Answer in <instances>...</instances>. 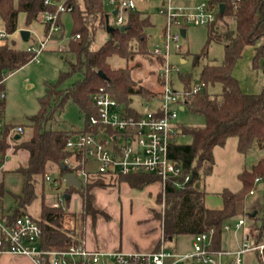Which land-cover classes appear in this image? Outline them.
Instances as JSON below:
<instances>
[{
    "label": "trees",
    "instance_id": "obj_1",
    "mask_svg": "<svg viewBox=\"0 0 264 264\" xmlns=\"http://www.w3.org/2000/svg\"><path fill=\"white\" fill-rule=\"evenodd\" d=\"M45 0H0V17L5 26V32L13 34L18 30L20 12L26 13V24L39 19L40 13L46 8ZM73 5L71 11L74 16V38L70 42L68 52L74 59L65 58L67 68L60 73L58 82H49L46 94L40 98V109L31 117L33 134L24 141L18 142L19 147L26 151L27 159L24 164L16 168L24 178L21 206H28L38 196L37 185L40 179L45 180L48 169L56 165L61 177L74 172L79 167L66 168L62 166L67 158L83 161L80 153L66 148V142L71 131L54 129L48 124L53 122L56 113L61 111L68 101H73L85 113V122L94 113L92 94L100 87L106 86L109 92L120 102L130 105L131 97L139 94L145 97L154 92L143 85L134 83L131 69L114 67L111 58L118 56L132 60L135 53L148 54L163 59L162 55H155L149 49V28L153 25L147 14L126 9L128 16L120 27L109 32V39L98 49H93L97 22L106 27V16L110 14L104 7L103 0H65ZM211 4H225L221 8L216 20L209 24L208 42L217 41L225 46V57L222 63L214 60L205 62L200 71V80L205 83L202 91L191 94L186 99V107L193 113L201 115L205 124L198 127L181 125V134L191 136L190 143H175L171 149L173 157L183 169V178L190 174V181L182 187H177L174 178L166 182L164 192V213L154 216L161 220L166 241L181 234H197L214 229L212 248L222 251L224 224L245 213L246 196L254 190L257 179L264 182V153L251 169L245 168L239 175L242 186L239 190L225 189L222 192V207L212 208L206 204V191L196 185L202 174L212 170L214 163L213 149L223 145L227 138H238V149L247 153L257 147L264 150V88L259 93H248L243 90L239 80L234 75L237 61L243 56L248 46H255L256 53L253 60L255 67L262 66L264 70V0H241L233 3L230 0H211ZM54 9L53 6L50 7ZM144 15V16H142ZM125 26L124 29L121 27ZM49 25H46V32ZM80 35L79 37H76ZM0 44V80L7 77L33 60L34 53L25 48H18L14 40L6 37ZM207 56V51L195 54L193 65L197 66ZM100 71L105 74L103 77ZM80 78L71 87L62 88L63 82L73 75ZM186 88L194 83L191 75L181 76ZM219 86L216 92L213 87ZM148 97V98H149ZM4 111L5 102L0 103ZM0 148L2 154L6 147L3 140ZM124 180L130 187L144 188L158 181V177L150 173H130L119 175L115 179ZM102 179L82 183L79 189L68 185L65 207H53L45 202L41 205V215L36 218L43 228L42 246L46 249L64 250L77 243L75 233L64 228L63 219L67 208L70 210L71 191L76 190L82 202L84 218H93L100 212L94 205L95 195L92 188L101 186ZM4 186L0 182V195ZM24 211L15 209L16 214ZM109 218V215H107ZM257 238H264L263 229H259Z\"/></svg>",
    "mask_w": 264,
    "mask_h": 264
},
{
    "label": "rangeland",
    "instance_id": "obj_2",
    "mask_svg": "<svg viewBox=\"0 0 264 264\" xmlns=\"http://www.w3.org/2000/svg\"><path fill=\"white\" fill-rule=\"evenodd\" d=\"M64 3L65 0H58ZM106 11L110 14V26L120 27L116 24V18L119 14H113L115 5L109 0H103ZM169 1L177 12L178 7H194L202 0H135V11L150 16L152 26L149 28L150 39L149 49H153L154 44H162L166 39L165 32L172 34L180 33L179 44L181 49H177L175 43L172 42L169 47V61L176 65L173 71V82L176 89L182 90L185 84L181 80V76L191 75L193 83L200 80V71L205 62L214 60L222 63L225 57V46L217 41L208 42L209 27L196 24H185L181 19L168 26L169 17L166 12H162L164 5L168 6ZM122 15L127 18L128 11H123ZM144 16V15H142ZM39 16L38 21L26 24V14L22 13L19 22L18 33L15 34L16 42L19 46L27 47L28 42L38 43L40 39L47 36L44 32V24ZM58 23L60 30L52 37L45 49L39 53L37 59L30 61L20 69L11 73L5 82L7 97L5 99L4 119L12 125H23L24 133L18 142L29 139L33 134L31 117L38 113L40 109V98L46 94L47 84L49 82H58L62 70H66L67 64L65 58L74 59L73 55L68 52L70 42L74 36V16L71 11H63L59 15ZM97 30L95 39L92 44L93 49L100 48L110 37L105 26L99 25L97 22ZM186 25V35L181 34V27ZM29 29L31 31V40L26 42L21 39L20 31ZM0 30L5 31L4 23L0 17ZM58 31V30H57ZM264 40L257 43L260 46ZM255 46H248L243 56L237 61L236 69L240 78L248 82L256 79V75L249 74L250 60L253 63L256 51ZM207 51V56L201 60L197 66L193 65V57L195 54ZM181 58L186 61H182ZM114 67H125L127 64L131 69L134 83L143 85L153 92L159 91L161 88V71L164 65V59L155 58L148 54L135 53L132 60H127L115 56L111 58ZM248 64V68H247ZM261 65L256 67L260 68ZM235 69V68H234ZM235 72V70H234ZM235 75V73H234ZM236 76V75H235ZM237 77V76H236ZM80 78L79 74L67 78L62 88L71 87L72 84ZM238 79V78H237ZM241 79V80H242ZM219 86L213 87L211 91L216 92ZM148 97L143 95H133L131 97L130 106L143 111L144 107L150 103ZM157 102H151V107L155 108ZM178 121L186 127H198L205 124V119L201 115L191 112L188 108L179 111ZM85 113L73 101H68L63 109L56 113L53 122L48 125L54 129H62L71 132H78L85 128ZM17 140H6V147L3 154H0V174L4 177L5 186L11 190L19 191L23 187L21 175L15 170L24 164L27 159V153L16 144ZM180 143H190L192 138L190 135L182 134L179 136ZM214 163L212 170L207 174H202L200 181L196 185L202 187L206 191V199L209 206L222 205V192L225 189L237 191L241 188L240 173L245 169H251L262 157L264 150L257 147L243 153L238 149V138L230 136L223 145H217L213 149ZM4 154L6 159H1ZM73 161V160H71ZM94 169L96 167L94 166ZM47 173L53 178L60 177L56 165H52ZM126 182L120 178L103 182L101 186L92 188L95 195L94 205L100 208L98 213V236L107 241L122 239L124 241L140 237V227L146 224L145 215L152 212L164 213L165 209V192L158 181L138 189L126 186ZM68 185L62 182L60 191H66ZM71 191L70 210L67 208L66 216L63 219V226L75 233L76 236H83V227L85 218L82 214V202L79 193L73 188ZM37 198L30 204L28 208L21 206V199L15 197L13 208L23 211L24 207L30 214L35 217L41 215V205L43 202L52 204L58 201L59 192L53 185L46 180L39 178L37 185ZM1 204V202H0ZM245 213L228 220L229 229L224 228L222 246L226 253L222 259L229 262L232 259V252L237 251L243 242L244 235L258 233L259 229L264 231V182H256L253 193H249L245 199ZM105 212V213H104ZM107 213V214H106ZM107 215L110 216L108 224L101 221ZM87 217V216H86ZM102 217V218H101ZM112 217V218H111ZM246 219V226L237 228L235 225L239 219ZM112 219V222L110 221ZM92 216H89L86 222V236H91L93 228ZM110 224V226H109ZM245 228V229H244ZM142 231V230H141ZM244 231V232H243ZM85 238V236L83 237ZM82 238V239H83ZM166 240V238H165ZM261 240H264L262 238ZM182 247L189 249L190 242L186 238L182 242ZM244 264H258L256 253H246L244 256Z\"/></svg>",
    "mask_w": 264,
    "mask_h": 264
},
{
    "label": "built area",
    "instance_id": "obj_3",
    "mask_svg": "<svg viewBox=\"0 0 264 264\" xmlns=\"http://www.w3.org/2000/svg\"><path fill=\"white\" fill-rule=\"evenodd\" d=\"M109 1L115 5L117 14L119 13L116 18V24L119 26L125 22L122 12L136 8L135 0ZM210 1L202 0L194 7H178L177 12H174L169 1V5H164L162 12H166L169 17L168 26L174 22L178 23L180 19L186 25L208 26L216 20L220 8L219 4H211ZM230 1L239 3L241 0ZM44 3L46 8L40 13V18L49 25V29L47 36L38 43L28 42L26 49L35 54L33 60L37 59L48 41L59 32L60 13L73 10V5L60 3L58 0H45ZM51 6L54 9H51ZM165 36L164 42L154 44L152 49L155 55H162L164 59V65L159 71L161 88L148 98L150 103L143 111L120 102L106 86H100L92 94L94 113L88 116L85 128L69 134L66 148L82 154L84 158L82 162L67 158L65 163L70 167H79L72 173L81 183L99 179L108 182L119 175L137 172L156 175L163 189L169 178H174L177 187H182L190 181V174L183 178L182 166L173 157L171 149L182 135V124L178 121L179 111L187 108V97L202 91L205 83L197 81L190 88H175L172 76L176 65L169 61V47L174 42L176 48L181 49V36L180 33L172 34L170 31L165 32ZM6 37L8 34L0 31V40ZM6 97L5 79H2L0 103L5 102ZM151 102H157L155 108L151 107ZM22 133L23 125L7 123L0 107V148L3 140H13L17 134ZM0 154L2 155L1 150ZM66 175L53 178L47 173L45 176V180L59 192L58 201L51 204L53 207H65L66 191L60 189ZM246 223V219L242 218L235 226L241 228L246 226ZM224 228H230L228 222H225ZM213 232L214 229H210L194 234L191 250L184 253L168 248L164 236L159 247L151 252L89 249L80 239L68 249L53 250L42 246L43 228L36 217L29 213L15 215L14 210L0 206V254H24L31 257L36 264H244V256L249 252L256 253L258 264H264V240L258 239L257 233L244 235L241 247L232 252V259L226 262L222 259L226 251L212 248Z\"/></svg>",
    "mask_w": 264,
    "mask_h": 264
},
{
    "label": "crops",
    "instance_id": "obj_4",
    "mask_svg": "<svg viewBox=\"0 0 264 264\" xmlns=\"http://www.w3.org/2000/svg\"><path fill=\"white\" fill-rule=\"evenodd\" d=\"M22 13L26 14L25 12H20L19 13L18 30L20 28L19 22H20V17H21ZM40 22H42L44 24V26H45L44 27V32H46L45 31L46 30V24L42 20ZM4 28H5V26H4ZM18 30L15 33H13V34H9L8 35L10 40L12 39V40H14L16 42L15 34L18 33ZM0 31H3V30H0ZM20 36H21V34H20ZM21 39H22V37H21ZM30 40H31V36H30ZM4 42H5V40H0V44H2ZM16 46L18 48H25V46H19L17 44V42H16ZM254 50L256 51V48ZM181 60L182 61H186L183 58H181ZM236 66H237V64H236ZM236 66H235V69H234L235 70L234 73L237 76V78H238V80L240 82V85L243 88V90L248 92V93H259V92H261L262 89L264 88V70H263V68L262 67L256 68L253 65L252 61L250 60V63H249V74L256 75L255 76L256 79H251L248 82H245V79H242V77L240 78V76L238 74V71L236 69ZM247 68H248V64H247ZM1 159H3V161H4L6 158H5V156H3ZM18 174H20V173H18ZM21 179H22L23 184H24V178H23L22 175H21ZM260 181L261 180H259L257 182H260ZM0 182L4 186L3 194L0 195V202H1L0 206H3L5 208H8V209H11V210L15 211V209H12L13 208V204H14V200H15L16 196H21L22 195L23 187L19 191L18 190L14 191V190H11V189L7 188L5 186L4 177H2L1 174H0ZM126 186H129V185L127 184ZM206 204H207V206H209L208 203H207V199H206ZM48 205H51V204H48ZM28 206H26V207L28 208ZM209 207L220 208V207H222V205H218V206L211 205ZM98 209H100V208H98ZM26 210L27 209H25V207H24V209H23L24 213H29ZM89 216H91V215H88L85 218V223H84V227H83V236L82 237L76 236L77 239L83 240L85 245H86V247L89 248V249H105V250L123 249V250H126V251L151 252V251H154L155 249H157L159 247V244H160V242H161V240H162V238L164 236L161 220L156 218L153 215L152 212H148L145 215V218H143V221L145 220L146 224H144V225H142L140 227V237L139 238L130 239V240H127V241H124L123 238L122 239H117V240H114V241H112V240L107 241V240H105L103 238H99V236H98V225H99V228H100V224H98V219H99L98 218V216H99L98 214L95 216V218L92 217V219H93V221H92L93 222V228L91 229V236L87 237L86 236V222H87V219H88ZM36 218H38V217H36ZM109 219H110V216H109V218L106 216L105 218H102L101 221H103L104 224H108ZM110 221L112 222V219ZM109 226H110V224H109ZM84 236H85V238H83ZM186 238L190 242L189 249H187L185 247H182V242ZM243 239H244V236H243ZM166 245H167L168 248L172 249L175 252H178V253L187 252V251L191 250V248H192V245H193V234H181V235H178L175 238L166 241ZM222 249H224L223 246H222ZM0 264H36V263L33 261V259L31 257H29L27 255L19 254V253H8L7 252V253H1L0 254Z\"/></svg>",
    "mask_w": 264,
    "mask_h": 264
},
{
    "label": "water",
    "instance_id": "obj_5",
    "mask_svg": "<svg viewBox=\"0 0 264 264\" xmlns=\"http://www.w3.org/2000/svg\"><path fill=\"white\" fill-rule=\"evenodd\" d=\"M224 7H225V4L222 2L220 4L221 12H223ZM117 12H118L117 9H115L113 11V14H117ZM106 28H107V31L108 32H112L115 29L114 27L110 26V24H109V15L106 16ZM124 28H125V26L121 27V29H124ZM181 33H182V35H186V28H182L181 29ZM20 34H21V37H22V39L24 41L28 42L30 40L31 31L29 29H22L20 31ZM100 74L103 77H105V74L102 73L101 71H100ZM20 138H21V135L20 134H17L15 136V140H19ZM62 166L64 168H66L65 162L62 163ZM65 182H66L67 185H73V186H75V187H77L79 189L82 188V183L79 181V179L77 178V176L75 174H73V173L68 174V175L65 176ZM66 198H70V195L69 194H66Z\"/></svg>",
    "mask_w": 264,
    "mask_h": 264
}]
</instances>
